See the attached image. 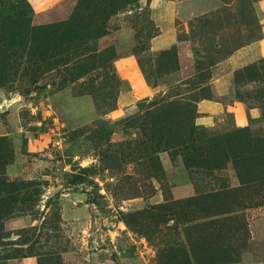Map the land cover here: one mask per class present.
<instances>
[{"label":"rangeland","instance_id":"obj_1","mask_svg":"<svg viewBox=\"0 0 264 264\" xmlns=\"http://www.w3.org/2000/svg\"><path fill=\"white\" fill-rule=\"evenodd\" d=\"M24 1L26 18L38 26L67 20L79 0ZM122 6L106 22L105 36L83 48L81 60L97 65L86 76L70 81L77 74L73 63L69 70L27 75L26 55L4 65L9 81L0 86V138L13 152L5 173L33 193L32 206H18L5 221L8 237L0 242V256L17 249L28 257L7 264H187L181 252L194 245L193 226L203 220L186 224L173 204L239 186L230 163L189 175L184 148L151 142L153 117L193 88L211 92L198 101L194 120L205 139L247 127L249 140L264 144V82L258 79L264 0ZM247 68L257 71V81L252 75L234 83L235 73ZM208 72L209 80L199 79ZM255 201H235L232 214L217 218L243 229L222 243L235 252L226 264H264V203ZM164 205L169 208H159ZM223 234L233 236L227 229Z\"/></svg>","mask_w":264,"mask_h":264},{"label":"trees","instance_id":"obj_2","mask_svg":"<svg viewBox=\"0 0 264 264\" xmlns=\"http://www.w3.org/2000/svg\"><path fill=\"white\" fill-rule=\"evenodd\" d=\"M134 1L138 0H79L76 10L67 20L33 26L30 18H26L27 11L30 10L28 3L24 0H0V86L9 81L6 76L9 71L4 65L13 58L18 60L25 58V55L27 64H30L29 68L25 69L27 75L33 73V70L52 71L56 67L68 69L73 63L74 67L70 68L77 74L74 78L73 74H70L72 79L70 81L86 76L91 70L96 69L97 65L81 60L85 56L83 48L105 36L103 28L109 18L122 9L124 3ZM219 1L226 3L229 0ZM79 41L83 42L81 49L77 45ZM89 58H93L91 54ZM177 63L176 57L174 69L178 68ZM196 69L197 72L200 70L198 67ZM252 75L254 76L252 80L257 81L256 70L240 69L235 73L234 83L238 84L241 82L240 79ZM26 77L23 76L24 79ZM31 77L32 75L28 79ZM199 79L209 80L210 72L202 74ZM258 79L264 82V73L258 76ZM193 91H199L197 96ZM186 93L188 96L185 100L166 103L153 117L149 129L156 138L153 137L151 142L155 145L156 141L157 146L165 149L184 148L182 151L186 153L185 169L189 175L199 176L198 170L206 169L205 171L210 173L225 169L228 163L232 165L239 186L223 187L218 191L173 204L176 213L186 221V224L203 220L202 224L193 226L196 237L191 241L194 245L190 246L187 252L185 249L181 252L183 263L226 264L234 261L235 252L232 251L231 246L222 243L243 235V229L238 225L227 224L225 221L227 219L217 218L232 214L235 201L243 202L247 198L256 200L255 202L259 200L257 203L249 202V204L264 203V144L260 139L250 141L247 127L205 139L203 129L197 127L194 120L197 117L196 105L200 99L211 97L210 88L197 87ZM236 94L240 97L237 91ZM167 100L163 98L160 102ZM12 154L6 139L0 138V242L8 237L4 223L14 217L18 206L31 207L33 204V193L28 190L22 192L19 189L21 187H17L15 182H9L6 177V168L10 164ZM197 154H200L201 158L198 157L197 162L193 163L192 160L196 159ZM201 159L208 161L204 167ZM204 177L202 175L197 178ZM159 208L169 207L164 205ZM198 227L200 229H197ZM226 229L231 231L232 237H224L223 233ZM0 246L4 245L1 243ZM1 253V264L28 257L18 254L17 249L5 250ZM29 256L32 254L29 253Z\"/></svg>","mask_w":264,"mask_h":264},{"label":"crops","instance_id":"obj_3","mask_svg":"<svg viewBox=\"0 0 264 264\" xmlns=\"http://www.w3.org/2000/svg\"><path fill=\"white\" fill-rule=\"evenodd\" d=\"M180 67L182 68V62H180ZM181 71V70H180ZM181 74V73H180ZM200 105V103H198ZM197 104V105H198ZM205 106L207 105V102L204 104Z\"/></svg>","mask_w":264,"mask_h":264}]
</instances>
